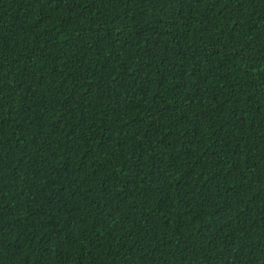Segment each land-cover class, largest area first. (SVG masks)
I'll return each instance as SVG.
<instances>
[{
  "label": "trees",
  "instance_id": "obj_1",
  "mask_svg": "<svg viewBox=\"0 0 264 264\" xmlns=\"http://www.w3.org/2000/svg\"><path fill=\"white\" fill-rule=\"evenodd\" d=\"M0 264H264V0H0Z\"/></svg>",
  "mask_w": 264,
  "mask_h": 264
}]
</instances>
